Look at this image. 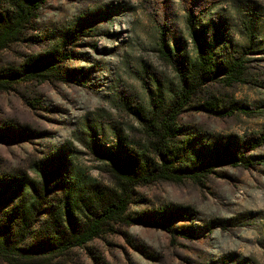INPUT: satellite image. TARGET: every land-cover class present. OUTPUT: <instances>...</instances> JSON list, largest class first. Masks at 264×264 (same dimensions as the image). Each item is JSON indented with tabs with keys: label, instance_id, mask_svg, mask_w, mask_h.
<instances>
[{
	"label": "rangeland",
	"instance_id": "374dc122",
	"mask_svg": "<svg viewBox=\"0 0 264 264\" xmlns=\"http://www.w3.org/2000/svg\"><path fill=\"white\" fill-rule=\"evenodd\" d=\"M38 1L0 0V21ZM34 15L0 49V231L17 251L0 264H264V0H43ZM200 47L245 80L198 76ZM162 159L180 181L145 177ZM123 185L126 212L97 238L48 243L65 202Z\"/></svg>",
	"mask_w": 264,
	"mask_h": 264
},
{
	"label": "trees",
	"instance_id": "16d2710c",
	"mask_svg": "<svg viewBox=\"0 0 264 264\" xmlns=\"http://www.w3.org/2000/svg\"><path fill=\"white\" fill-rule=\"evenodd\" d=\"M43 0L38 1V3H29L26 13L22 16L19 15L17 18L13 19H5L0 21V49L7 46L12 40L19 34L21 28L24 24V18H31L35 16L34 13L38 9L39 4ZM207 49L199 48V53L201 54L202 61L198 64V70L196 73L198 76L202 77L208 73H216L217 76L220 74H224L227 82L229 83H237L238 81L245 80V71L246 69L243 67V62L239 59H235L234 62L230 60H221L219 62L213 59L214 54L212 51L210 53L207 51H203ZM162 54L164 56L169 57V53L167 54L165 49L162 48ZM216 62V63H215ZM210 64L214 65L210 67ZM169 125L163 124L161 129H168ZM98 153V151H95ZM111 165L109 166L111 171L113 172V176L118 182L122 181H131L136 175L131 174V166L133 164H127V168L130 170L120 169L118 165L113 163L114 159H109ZM223 160V161H222ZM219 162H227L228 164L237 167L240 163L245 165V161L243 158L237 159L235 157H228V159H218L215 163ZM249 164V163H248ZM247 166V165H246ZM128 172V174H127ZM145 177H150V180H166V181H180L182 179V174L173 168V164L165 159H162L160 167L152 172L146 174L143 171ZM212 173V168L210 164H204L201 166L200 170L195 172L196 176L203 177ZM149 174V175H148ZM111 192V191H110ZM129 193L130 188L123 185L119 191L111 192L110 194L104 195H95L94 193L88 198L87 203L83 208H79L76 210L74 203L69 204L68 202L64 203L63 206V216L66 220V227H62L58 229V226H62L61 224L54 222L52 228L55 231H58L54 238L48 242L51 246L55 247L57 250H67L70 246H82L87 242L97 238L105 225L108 223L115 221L117 219H121L126 212L128 202H129ZM78 212L81 215L80 222L76 223L74 220L75 213ZM82 217L84 218L82 221ZM29 219V218H28ZM27 216H21L22 225L20 231H18L17 235H23L27 231ZM24 221V222H23ZM56 227V228H55ZM26 228V229H25ZM7 229L0 231V256L4 258L7 262L16 256L15 252L16 247L13 245H8L7 237L5 236ZM52 241V242H51ZM22 256V255H20Z\"/></svg>",
	"mask_w": 264,
	"mask_h": 264
}]
</instances>
